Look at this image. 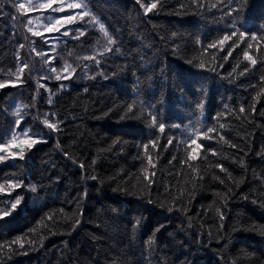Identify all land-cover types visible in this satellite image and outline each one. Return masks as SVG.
<instances>
[{"label":"trees","instance_id":"1","mask_svg":"<svg viewBox=\"0 0 264 264\" xmlns=\"http://www.w3.org/2000/svg\"><path fill=\"white\" fill-rule=\"evenodd\" d=\"M81 1L0 0V264H264V0Z\"/></svg>","mask_w":264,"mask_h":264},{"label":"rangeland","instance_id":"2","mask_svg":"<svg viewBox=\"0 0 264 264\" xmlns=\"http://www.w3.org/2000/svg\"><path fill=\"white\" fill-rule=\"evenodd\" d=\"M47 2L48 0H21V3L25 5L24 9L28 12L29 11L30 12H36V11H49L50 12L49 14H46L45 12H40L38 16H40L41 18L37 17L33 19L31 28L35 34L49 33L48 37H56L57 34H60L59 31L58 32L48 31V28L50 26H55L57 20L63 19L64 17L68 15H72L76 18L75 19L76 21L84 16L83 13L87 12L85 7H81L78 9H73L69 7V5L73 3H78V4L83 5L81 0H55L53 7L51 9L46 7ZM58 8H62V10L56 11V9ZM43 15L46 16V18ZM42 16H43V19H42ZM68 25L69 24L65 23L60 26V29L63 27H67ZM21 133L16 135L15 137L16 144L10 145L7 147V149L10 151V155H12L11 152L15 150L13 149L14 147L21 145L20 144L21 141H25L30 138L29 133L27 131L22 134Z\"/></svg>","mask_w":264,"mask_h":264},{"label":"snow or ice","instance_id":"3","mask_svg":"<svg viewBox=\"0 0 264 264\" xmlns=\"http://www.w3.org/2000/svg\"><path fill=\"white\" fill-rule=\"evenodd\" d=\"M54 2H55V0H48L46 7L49 8V9H51V8L53 7ZM69 7H70V8H73V9H78V8L84 7V5H82V4H78V3H73V4H70ZM155 7H156V5H155V4H152V5L149 7L148 10L151 11V10H152L153 8H155ZM24 8H25V5H24L23 3H21V4L19 5V9L23 10ZM60 10H62V8H58V9H56V11H60ZM87 14H88L87 12L83 13V15H87ZM75 19H76V18H75L74 16H72V15H68V16L64 17L63 19L57 20V21H56V25H55V26H50V27L48 28V31H57V32H58V31H60V26H61V25L65 24V23H67V24H71V23H73V22L75 21ZM29 30L31 31V29H29ZM101 30H103V25H101ZM63 34H64V35H68L69 33L66 31V32H64ZM105 34H106V33H105ZM80 35H83V33L81 32ZM233 35H235V32H233ZM242 37H243V33H241V38H242ZM228 39H229V37H228V36H225L224 39L220 41V44L223 45V43H224L225 41H227ZM253 39H255V37H253ZM212 46H214V45H210V47H212ZM21 47H23V45H21ZM249 47H251V45H249ZM244 56H245L246 59L251 60V63H252L253 65L256 64V60L252 59V58L248 55L247 51H245ZM57 79H59V77H57ZM2 87H4V85H3V84H0V88H2ZM240 111L243 112L244 109L241 108ZM154 119H155V118H154ZM45 123H47V121H45ZM48 127H49V128H52V129H55V128H56V125H54V124H49ZM159 127H160V130L163 131L164 125H163V124H160ZM209 131H212V129H209ZM35 143H37V141H35V140H25V141H21V142H20L21 145L26 144L27 147H28L29 149H31V147H32ZM193 143H195V141H193ZM15 144H16V140H15V138H14L12 141L9 142V146H10V145H15ZM0 147H8V146H0ZM144 147H145V149H147V145H145ZM197 147H199V145H197ZM21 158H22V156H21ZM192 158L194 159L195 157L193 156ZM3 159H4V157H0V161H2ZM149 162L151 163L150 160H149ZM222 170H223V169H222ZM0 190H2V188H0ZM33 191H35V189H33ZM17 203H19V201H17ZM12 207L15 208V207H16V204H13ZM169 211H171V209H169Z\"/></svg>","mask_w":264,"mask_h":264}]
</instances>
